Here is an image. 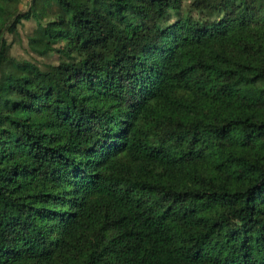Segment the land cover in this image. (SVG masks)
<instances>
[{"label": "trees", "instance_id": "16d2710c", "mask_svg": "<svg viewBox=\"0 0 264 264\" xmlns=\"http://www.w3.org/2000/svg\"><path fill=\"white\" fill-rule=\"evenodd\" d=\"M0 264H264V0H0Z\"/></svg>", "mask_w": 264, "mask_h": 264}, {"label": "rangeland", "instance_id": "374dc122", "mask_svg": "<svg viewBox=\"0 0 264 264\" xmlns=\"http://www.w3.org/2000/svg\"><path fill=\"white\" fill-rule=\"evenodd\" d=\"M32 29V23H25L24 30L22 31V35L24 36V32L30 31ZM26 41L25 38L23 41L19 40L16 35L13 36V42L11 44V48L9 50L12 55H22L27 52L26 49ZM263 84V83H262Z\"/></svg>", "mask_w": 264, "mask_h": 264}]
</instances>
